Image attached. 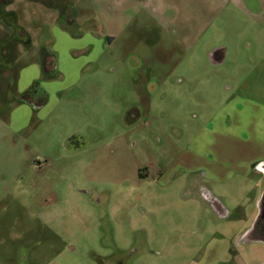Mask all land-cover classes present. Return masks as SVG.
I'll return each instance as SVG.
<instances>
[{
    "label": "rangeland",
    "instance_id": "obj_1",
    "mask_svg": "<svg viewBox=\"0 0 264 264\" xmlns=\"http://www.w3.org/2000/svg\"><path fill=\"white\" fill-rule=\"evenodd\" d=\"M4 8L0 264L264 259L261 245L225 251L216 234L225 212L241 218L259 182L189 169L191 155L209 153L219 112L230 121L241 110L232 138L264 136V0ZM19 28L26 35L13 45L6 36Z\"/></svg>",
    "mask_w": 264,
    "mask_h": 264
},
{
    "label": "crops",
    "instance_id": "obj_2",
    "mask_svg": "<svg viewBox=\"0 0 264 264\" xmlns=\"http://www.w3.org/2000/svg\"><path fill=\"white\" fill-rule=\"evenodd\" d=\"M12 1L13 0L7 5H10ZM4 6L3 12L6 14ZM19 30L26 35V32L22 28H19ZM10 35L6 37L8 38ZM158 91L162 93V90ZM45 93L47 94V92ZM219 113L214 115L210 120L215 131L212 133L214 140L212 143L213 145L209 148V153H206V151L203 150L202 152L205 154L204 157L198 152L191 155L189 157V162L192 167L189 169L200 171L199 173H201V176L212 179L214 182H226L230 177L236 175L242 178L253 177L258 182L264 166V136L256 138L250 133V138L247 139L232 138L229 136L232 134L231 131L235 127L238 128L241 126L239 119V117L242 116L240 115L241 110L236 109L234 113H232L230 121L225 118L226 115H223L224 117H222ZM251 113L253 114L252 125H260L259 119L256 118V116H260L259 113L254 109ZM233 114L236 117H234ZM223 118H225V120ZM216 134H221L222 137L216 138ZM227 141L232 142L233 148L229 149L228 144H226ZM198 157H200V159ZM258 194L259 189L256 188L254 189L252 196L241 203V218H231V214H227V212L224 213L223 217L226 219L222 225L217 228L216 234L220 236L224 247L226 246L225 251L239 249L238 240L241 239L255 215ZM216 248L217 246H212L209 249V252ZM262 262H264V259L259 262V264Z\"/></svg>",
    "mask_w": 264,
    "mask_h": 264
},
{
    "label": "flooded vegetation",
    "instance_id": "obj_3",
    "mask_svg": "<svg viewBox=\"0 0 264 264\" xmlns=\"http://www.w3.org/2000/svg\"><path fill=\"white\" fill-rule=\"evenodd\" d=\"M43 94L45 95L46 93ZM262 171L258 181L259 194L256 203V212L247 230L242 235L241 239L238 240V243L259 244L264 248V166ZM260 264H264V262Z\"/></svg>",
    "mask_w": 264,
    "mask_h": 264
},
{
    "label": "trees",
    "instance_id": "obj_4",
    "mask_svg": "<svg viewBox=\"0 0 264 264\" xmlns=\"http://www.w3.org/2000/svg\"><path fill=\"white\" fill-rule=\"evenodd\" d=\"M10 2H11V0H0V20H2L5 23L7 22V18L9 15H7V13L4 14L3 6L9 4ZM18 37H20V38H18ZM22 37H25V34L22 31H20L19 29H16L15 32L12 31V34L7 38V41H10L13 43V45H15L16 42H19L18 40L21 39ZM24 95H25V93L22 96H24ZM20 99L24 100V101H28L27 98L21 97Z\"/></svg>",
    "mask_w": 264,
    "mask_h": 264
}]
</instances>
